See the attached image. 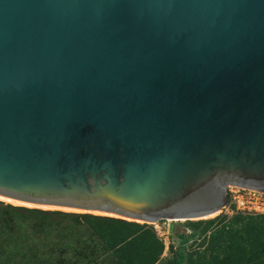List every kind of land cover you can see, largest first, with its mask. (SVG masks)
Segmentation results:
<instances>
[{"label":"water","instance_id":"95a60500","mask_svg":"<svg viewBox=\"0 0 264 264\" xmlns=\"http://www.w3.org/2000/svg\"><path fill=\"white\" fill-rule=\"evenodd\" d=\"M264 192V0H0V198L143 223Z\"/></svg>","mask_w":264,"mask_h":264},{"label":"trees","instance_id":"16d2710c","mask_svg":"<svg viewBox=\"0 0 264 264\" xmlns=\"http://www.w3.org/2000/svg\"><path fill=\"white\" fill-rule=\"evenodd\" d=\"M161 252L135 223L0 203V264H154Z\"/></svg>","mask_w":264,"mask_h":264},{"label":"rangeland","instance_id":"374dc122","mask_svg":"<svg viewBox=\"0 0 264 264\" xmlns=\"http://www.w3.org/2000/svg\"><path fill=\"white\" fill-rule=\"evenodd\" d=\"M211 215L206 219L203 218L206 216L164 219L157 223L136 222L111 215L106 217L149 229L162 244V252L154 264H264V217L223 215L218 211ZM179 258L181 261L178 262Z\"/></svg>","mask_w":264,"mask_h":264},{"label":"built area","instance_id":"2783aa9c","mask_svg":"<svg viewBox=\"0 0 264 264\" xmlns=\"http://www.w3.org/2000/svg\"><path fill=\"white\" fill-rule=\"evenodd\" d=\"M219 212L223 215H264V192L226 186L224 204Z\"/></svg>","mask_w":264,"mask_h":264},{"label":"bare ground","instance_id":"6f19581e","mask_svg":"<svg viewBox=\"0 0 264 264\" xmlns=\"http://www.w3.org/2000/svg\"><path fill=\"white\" fill-rule=\"evenodd\" d=\"M0 201H3L5 203H8L10 205H13V206H22V207H27V208H39V209H49V210H61L63 212H82V211H78V210H70V209H60V208H55V207H45V206H33V205H30V204H23V203H19V202H16V201H13V200H9V199H3V198H0ZM219 212V211H218ZM89 214H93V215H100V216H110V215H107V214H102V213H99V212H87ZM215 214V213H214ZM112 216V215H111ZM212 216L211 214L209 215H206V217H203V218H208Z\"/></svg>","mask_w":264,"mask_h":264}]
</instances>
